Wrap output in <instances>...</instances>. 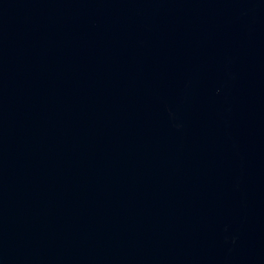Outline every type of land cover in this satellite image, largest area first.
<instances>
[{
  "label": "water",
  "instance_id": "95a60500",
  "mask_svg": "<svg viewBox=\"0 0 264 264\" xmlns=\"http://www.w3.org/2000/svg\"><path fill=\"white\" fill-rule=\"evenodd\" d=\"M0 264H264V0H0Z\"/></svg>",
  "mask_w": 264,
  "mask_h": 264
}]
</instances>
